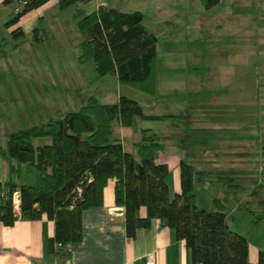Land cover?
<instances>
[{
	"label": "trees",
	"instance_id": "1",
	"mask_svg": "<svg viewBox=\"0 0 264 264\" xmlns=\"http://www.w3.org/2000/svg\"><path fill=\"white\" fill-rule=\"evenodd\" d=\"M15 1L22 7L13 12L6 22L8 27L49 0H2L4 4ZM87 1L59 0V8ZM218 1L205 3L210 7ZM75 17L85 34L80 42V62L94 60L99 74H115L120 83L147 94L156 93L158 36L146 27L142 11L100 5L90 13L78 7ZM13 33L23 35L24 31L17 26ZM162 117L145 113L138 100L125 94L113 102H102L90 94L79 109L62 117L11 131L7 142L0 143V155L7 159L10 169L9 177L0 179V219L9 225L18 218L37 219L46 214L55 221L50 250L63 254L65 244L83 238V210L102 205L105 186L114 179L115 202L124 206L129 236L157 218L186 241L195 262L264 264V249L257 262L250 261L249 240L231 228L227 206L220 198H215L213 209L197 204L195 181L201 180L204 172L194 164L182 160L181 191L170 196V167L157 160L166 137L151 128L138 127L141 119ZM120 126H132L140 132L134 142L135 153L125 148ZM46 135L52 137L51 142L34 144V137ZM23 172H35L34 181L24 182ZM261 178L264 181V165ZM15 191L20 194V213L15 211ZM143 206L146 215L140 213Z\"/></svg>",
	"mask_w": 264,
	"mask_h": 264
},
{
	"label": "rangeland",
	"instance_id": "2",
	"mask_svg": "<svg viewBox=\"0 0 264 264\" xmlns=\"http://www.w3.org/2000/svg\"><path fill=\"white\" fill-rule=\"evenodd\" d=\"M192 5L188 13L186 2L184 16L163 19L164 31L158 33L161 44L158 71L161 76H167L168 72L187 76L231 75L230 80L225 78L218 82L232 90L238 101L244 103L243 107H249V114L239 110L224 114L225 117L222 115L221 120L206 121L205 127L215 128V133H197L195 130L192 134L195 139L203 138L207 142L221 141L216 143L220 150L230 146L227 138L243 140L244 147L250 151L248 170L225 167L228 161H220L225 165L221 168L210 167L216 163L206 157L208 151L215 149L209 146L213 144L189 142L192 157L193 151L205 152L196 161L203 172H207L205 178L196 181L199 199H205L206 193L213 190L211 172L220 186L218 194L229 196V205L235 204L230 180L248 184L245 190L236 189L241 190L237 194L245 204L233 213L234 226L239 224L242 231L248 233L250 221H258L259 215L264 213L261 203L264 182L260 177L264 165V0L225 2L205 15L194 9L195 0ZM21 7H14L13 12ZM145 9L144 23L151 25L150 6ZM75 13L74 5L64 10L54 6L47 11L46 18L34 23L39 27L37 31L29 28L28 33L19 35L13 33V28L20 26L24 30L28 21L8 27L6 22L12 17L11 5L0 2V143L5 144L13 130L79 109L90 94H96L102 102L116 101L119 94H125L152 110L149 108L150 95L129 84L119 83L112 74H99L94 60L79 61L80 42L85 34L77 24ZM174 86L177 93H181L182 87ZM174 86L170 88L164 81L161 93L166 97ZM32 140L35 145H40L51 142L52 137L38 136ZM163 140L167 141L166 138ZM189 161L192 162L191 158ZM0 172L10 173L6 159L1 161ZM34 179L35 172H23L24 182ZM260 205L261 209H258Z\"/></svg>",
	"mask_w": 264,
	"mask_h": 264
},
{
	"label": "crops",
	"instance_id": "3",
	"mask_svg": "<svg viewBox=\"0 0 264 264\" xmlns=\"http://www.w3.org/2000/svg\"><path fill=\"white\" fill-rule=\"evenodd\" d=\"M193 0H89L87 2H79L74 5L75 9L82 8L85 13H90L98 9L100 5H106L110 8L120 10H140L146 17L145 8L150 6L152 22L146 27L158 36L157 44V75L158 85L155 94H147L151 96L152 110L143 106L145 113L163 115L159 119H141L138 127L151 128L162 136L166 137L165 148L158 152L157 160L166 162L170 167V173L167 177L169 184L170 196L174 197L176 193L181 191V162L182 160H192V164L201 171L202 166L197 164L199 155L205 152L193 151L195 155L191 156L190 141L192 143L213 144L210 148H215L207 153V158L215 164L210 167L221 168L225 165L222 161H228L225 167L248 170L250 168V151L243 145L244 141L231 140L230 146L220 150V146H216V140L207 142L203 138L193 137V132L197 133H215L217 130L206 128V121L221 120L224 114L245 111L249 114V107H243L244 103H240L236 94L229 90L227 86H222L218 81L230 80L231 75L222 77V74L215 75H185L174 74L168 72L167 76H161L158 71V56L161 49L158 33L164 31V20L172 17L184 16L187 11L192 9ZM195 10L200 15H205L209 10L221 6L225 2H235L237 0H219L218 3L208 7L205 0H195ZM2 2V0H0ZM3 3V2H2ZM11 14L13 15L14 7L21 5L19 1L12 2ZM54 6L59 7V0H49L43 5L24 14L19 23L27 22L23 31L28 33V29L39 27L34 25L38 20L41 22L47 17V11ZM71 7V6H70ZM18 24V25H20ZM33 24V25H32ZM15 26V25H13ZM11 26L10 28H12ZM20 27V26H19ZM106 75V74H105ZM117 77L115 74H112ZM119 81V79H118ZM170 88L175 84L182 87L181 93H177L176 86L173 91L166 94L161 93L163 83ZM120 83V81H119ZM226 88V89H225ZM168 89V88H167ZM205 89L209 93L205 92ZM140 91V90H139ZM142 92V91H141ZM144 93V92H142ZM122 94L118 95L119 96ZM147 99L145 96H142ZM248 104V103H247ZM200 131V132H199ZM119 134L122 138L125 148L131 152H136L134 142L140 138V132L132 126H120ZM189 140V141H188ZM224 141V144L227 142ZM127 143L129 148L127 147ZM223 143V141H222ZM221 145V144H220ZM5 158L0 155V164ZM7 161V159H6ZM221 161V162H220ZM190 162V161H189ZM204 172V178L205 174ZM261 174V173H260ZM9 172H0V179L4 180L9 177ZM214 172L210 174L211 185H214L212 191H208L205 199H199L196 192V181L194 192L196 202L204 208L215 207V198H220L227 206V219L229 225L234 230L243 233L249 240V259L255 263L259 259L260 250L264 249V213L260 214L258 221H250L248 225V233L242 231V227L236 223L233 213L242 208L244 201H241L236 190L248 187L244 181L233 183V193L235 204L229 205L227 200L229 196H220L219 184L213 177ZM261 177V175H260ZM261 181L264 182L261 178ZM237 184L238 187L235 185ZM210 189V188H207ZM245 190V189H244ZM238 191V192H237ZM227 193V192H226ZM231 197V196H230ZM202 202V203H201ZM20 199L15 202V211L20 213ZM264 204V203H263ZM262 205V204H261ZM261 205L258 209H261ZM264 207V205H262ZM255 211V210H254ZM141 215H146V208L140 209ZM255 213V212H254ZM83 238L80 241L73 242L63 254L52 252L49 247L50 238L55 232V221L44 214L37 219L18 218L13 224H5L0 219V264H145L148 256L152 255L155 264H201L195 262L187 249L186 241L177 237L176 231L164 224L160 219H153L152 224L148 227H140L134 236H129L126 230L125 209L124 206L115 202V180L110 179L104 189V202L102 205L91 206L83 210Z\"/></svg>",
	"mask_w": 264,
	"mask_h": 264
},
{
	"label": "built area",
	"instance_id": "4",
	"mask_svg": "<svg viewBox=\"0 0 264 264\" xmlns=\"http://www.w3.org/2000/svg\"><path fill=\"white\" fill-rule=\"evenodd\" d=\"M18 195H19V192L18 191H15L14 192V201H18ZM70 245L71 243H67L64 245V250L67 251L68 249H70ZM58 246H63L62 243H59ZM145 264H155V260L153 258L152 255L148 256L146 261H145Z\"/></svg>",
	"mask_w": 264,
	"mask_h": 264
},
{
	"label": "water",
	"instance_id": "5",
	"mask_svg": "<svg viewBox=\"0 0 264 264\" xmlns=\"http://www.w3.org/2000/svg\"><path fill=\"white\" fill-rule=\"evenodd\" d=\"M18 199H20V194L18 195Z\"/></svg>",
	"mask_w": 264,
	"mask_h": 264
}]
</instances>
